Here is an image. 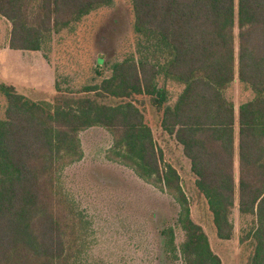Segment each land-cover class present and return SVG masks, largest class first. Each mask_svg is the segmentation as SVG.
Returning <instances> with one entry per match:
<instances>
[{"label": "trees", "instance_id": "trees-1", "mask_svg": "<svg viewBox=\"0 0 264 264\" xmlns=\"http://www.w3.org/2000/svg\"><path fill=\"white\" fill-rule=\"evenodd\" d=\"M118 1L0 0L11 50L42 51L94 19L97 41L118 9L131 30L122 36L111 29L97 46L117 57L113 43L136 40L135 53L112 64L100 84L85 87L84 97L33 102L0 80L7 101L0 119V264H95L87 260L92 223L62 176L84 158L81 133L98 128L112 136L109 161L179 205L184 264H222L192 219L181 177L164 161L139 97L149 99L163 132L183 148L217 237H234L238 209L252 219L240 239L253 246L247 264H264V0H130L127 8ZM235 82L253 94L238 110L227 95ZM174 234L163 231L171 254Z\"/></svg>", "mask_w": 264, "mask_h": 264}, {"label": "rangeland", "instance_id": "rangeland-1", "mask_svg": "<svg viewBox=\"0 0 264 264\" xmlns=\"http://www.w3.org/2000/svg\"><path fill=\"white\" fill-rule=\"evenodd\" d=\"M124 8L130 0H119ZM126 15L123 13V16ZM122 10L116 11L98 38L103 44L112 36L111 29L128 32L129 24L122 18ZM124 21H122V20ZM115 20V21H114ZM86 23L74 34L67 33L58 43H47L39 52L5 50L11 28L0 17V80L14 86L19 94L33 102H57V99L72 94L84 97L80 92L89 85L100 82L111 74V65L128 59L136 51V40L113 43L117 57L110 47L97 46L96 33L99 24ZM120 22L119 26L118 23ZM87 29V31L85 30ZM236 34L238 30H235ZM99 34V33H98ZM47 59L50 64L45 61ZM103 60V62H102ZM107 63V64H106ZM60 94L54 89V72ZM56 85V84H55ZM178 92V88H173ZM227 95L238 110L251 100L253 94L239 82H235ZM93 97V96H91ZM146 121L151 127L155 141L162 150L164 161L177 169L183 190L189 200L193 221L200 225L208 236L211 249L222 264H247L253 253L250 241L241 243L244 231L250 229L252 219L242 218L238 209L233 210L234 237L229 241L217 237L213 216L206 199L198 192L196 177L191 163L175 138L161 128V116L152 107L149 99L139 97ZM108 105L120 103L116 99L102 100ZM7 101L0 93V119H5ZM84 158L80 163L66 169L62 176L64 190L76 201L78 207L89 217L92 228V247L88 262L95 264H184L181 246L185 234L178 225L180 207L175 200L142 181L131 169L107 159L113 144L112 136L104 129H91L80 135ZM107 162V163H106ZM238 181V163L235 164ZM173 228L177 251L171 254L166 249L163 231Z\"/></svg>", "mask_w": 264, "mask_h": 264}, {"label": "crops", "instance_id": "crops-1", "mask_svg": "<svg viewBox=\"0 0 264 264\" xmlns=\"http://www.w3.org/2000/svg\"><path fill=\"white\" fill-rule=\"evenodd\" d=\"M1 17V16H0ZM2 18V17H1ZM3 20H5L4 18H2ZM6 21V20H5ZM8 24H9V27L11 28V25H10V23L8 22V21H6ZM3 49H5V50H11L10 48H9V45L8 46H6L5 48H3ZM0 50H1V48H0ZM12 51H15V50H12ZM22 52H25V51H22ZM46 61V63L47 64H50L49 63V61L47 60V59H45ZM55 71H56V69H55V67H54V69H53V72H54V89H55V84H56V78H55ZM181 147V146H180ZM182 148V147H181ZM183 149V148H182ZM187 159V158H186ZM188 160V159H187ZM189 161V160H188ZM190 162V161H189ZM107 163V162H106Z\"/></svg>", "mask_w": 264, "mask_h": 264}]
</instances>
